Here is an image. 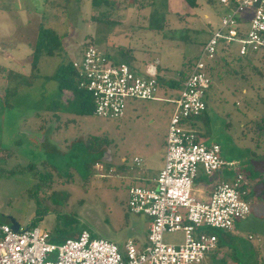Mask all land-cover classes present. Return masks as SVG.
Here are the masks:
<instances>
[{
  "label": "rangeland",
  "instance_id": "rangeland-1",
  "mask_svg": "<svg viewBox=\"0 0 264 264\" xmlns=\"http://www.w3.org/2000/svg\"><path fill=\"white\" fill-rule=\"evenodd\" d=\"M125 2L112 0L93 10L92 0H0V222L10 224L14 219L23 227H39L56 243L87 229L119 246L128 239L138 247L146 244L149 218L130 211L129 188L153 187L155 182L147 185L143 178L161 166L175 107L164 99L176 98L178 92L161 86L162 100L129 99L123 117H100L80 114L79 108L67 104L70 92H61L51 76L90 44L114 61H123L120 51L130 49L131 65L156 62L164 80L179 78L180 72L189 73V60H195L228 10L207 0H198L197 7L180 8L179 13L166 10L164 0ZM143 4L145 10H135ZM125 6L132 10H123ZM39 25L64 38L54 55H40L33 72L31 57ZM227 47L225 68L212 73L205 93L212 113L209 135H200V141L219 143L221 157L249 174L264 160V139L257 144L254 127L255 119L264 116V50L239 55L238 43ZM226 70L236 73L229 75ZM249 121L253 125L243 137V124ZM191 129L207 131L201 119ZM97 145L102 153H111V160L93 151ZM135 157L140 159L138 165ZM222 170V175L207 179L201 171L194 179V194L205 183L215 185L233 171ZM252 198L250 214L236 224L237 242L245 248L264 244V197ZM199 231L228 235L216 228ZM247 234L254 238L248 240ZM163 240L180 244L184 234L165 232ZM217 253H208L200 264H220ZM262 257L258 258L264 263ZM256 258L242 254L239 262L256 264Z\"/></svg>",
  "mask_w": 264,
  "mask_h": 264
},
{
  "label": "built area",
  "instance_id": "built-area-1",
  "mask_svg": "<svg viewBox=\"0 0 264 264\" xmlns=\"http://www.w3.org/2000/svg\"><path fill=\"white\" fill-rule=\"evenodd\" d=\"M218 1L228 13L202 45L177 97L165 99L175 107L166 132L164 165L155 185L129 188L130 211L150 218L146 244L138 248L128 239L120 248L110 240L92 236L87 229L56 243L39 227L19 225L14 230L9 223L0 222V264H200L218 246L217 235L200 232V228L228 232L237 220L246 219L251 212V180L235 161L221 157L219 143L200 141L187 122L206 109L205 93L212 82L208 66L221 42H237L240 55L264 50V0H259L258 6H254L258 0ZM246 12L250 13L248 29L239 37V21ZM72 64L81 78L80 86L93 98L92 113L96 116L121 118L129 99H159L161 75L156 62L136 70L125 62H113L89 44ZM134 162L138 165L140 159L135 157ZM222 167L233 171L212 187L208 198H197L194 179L201 171L204 176H213ZM175 231L183 232V243L164 242L163 234Z\"/></svg>",
  "mask_w": 264,
  "mask_h": 264
},
{
  "label": "trees",
  "instance_id": "trees-1",
  "mask_svg": "<svg viewBox=\"0 0 264 264\" xmlns=\"http://www.w3.org/2000/svg\"><path fill=\"white\" fill-rule=\"evenodd\" d=\"M66 1H69V0H66ZM183 1L189 7L198 6V0H183ZM207 1L215 2L217 0H207ZM101 3H105L107 5L111 3V0H100V2H97V0H92L91 4L93 7H98ZM237 36L243 37L240 34L239 30L237 32ZM63 38H64V34H59L57 31H55L52 28H45L42 25H39L38 31H37V38L33 45V51H32V57H31V66H32L31 69L33 70V72L37 71V64H38V59L40 55L43 53L46 55H54L55 52L58 51L62 47ZM129 51L130 49H122L120 51V55H122L123 57L122 62H125L127 64H130L131 60L133 59V55H130ZM192 62L193 61L189 60L188 62L189 68L191 67ZM255 71L260 75L262 74L261 70L258 68H255ZM186 76H187V72L186 73L180 72L179 78L176 80L174 79L164 80L165 78L159 77L158 84L159 86L167 87L170 89H174L175 91H178L181 89V83L186 78ZM51 77L57 81L58 89L61 92L62 91L70 92V96L66 100L67 104H72L73 106H75V109L79 108L80 114L93 111V98L88 91H86L84 88L80 86L79 82L81 78L77 70L74 68L72 64V60L68 61L67 63L61 64ZM210 117H211V114L209 112V109L206 108L201 114L189 118L187 122L190 123L189 126L191 127V125L196 120H199V119L203 120L205 127L207 128V131L201 134L196 130L195 132L199 136L209 135V127H210V122H211ZM252 125H253V122H250V121L243 124V128H244V130L242 131L243 137H245V134H246L245 131H248V127H252ZM254 127L257 130L256 141H257V144H259V141H263L264 139V116H262L259 120L255 119ZM100 148H101V145H97L96 147H93V151L97 152L101 157L103 153L100 150ZM262 159H264V155L262 156ZM258 166H259L258 169H254L255 171H251L249 174L248 172H243L242 168L240 170L248 178L255 181L254 184L250 187V190L248 192V197L252 198V196H255L256 200L261 197H264V160L263 162H261V164H258ZM204 178L207 179L210 177L204 176ZM217 237H218V246L220 247L222 241L218 234H217ZM235 251L236 249H234L231 252H228L227 257L220 258L218 260L220 264H225L227 262L228 256L233 257L234 260L236 259L238 260L237 258L238 256L236 257L233 255Z\"/></svg>",
  "mask_w": 264,
  "mask_h": 264
},
{
  "label": "crops",
  "instance_id": "crops-1",
  "mask_svg": "<svg viewBox=\"0 0 264 264\" xmlns=\"http://www.w3.org/2000/svg\"><path fill=\"white\" fill-rule=\"evenodd\" d=\"M112 1V0H111ZM119 1H125V0H119ZM127 1L128 0H126V2H125V4L127 3ZM218 1V0H217ZM146 3V2H145ZM121 4V3H120ZM150 4H153V2L151 1V2H149L148 3V5H150ZM147 4H143V6L141 7V8H136L135 7V10H142L145 6H146ZM164 5H166V10H174V11H176V13H179L178 12V10H180V8H186L187 7V4L183 1V0H164ZM93 7V6H92ZM96 8L97 7H93V10H96ZM123 10H132V8H128L127 6H125V7H123L122 8ZM143 10H145V9H143ZM228 10V9H227ZM205 17H207V14H205ZM249 17H250V13H248V12H246L241 18H240V21H239V25H238V30L240 31V34L242 35V36H244L245 35V32H246V30L248 29V22H249ZM216 29H214V30H211L212 32H211V34L215 31ZM211 34L209 35V37L211 36ZM208 37V38H209ZM207 40V39H206ZM205 43V42H204ZM204 43H202L201 45H203ZM237 43V42H236ZM229 44V43H228ZM98 50H100L101 52H103L104 54H106L113 62H122V61H114L103 49H101V48H99V47H97L96 45H94ZM226 50H228V47H227V43H225V42H221L220 44H219V46H218V52H217V55H216V57H215V59L212 61V62H210V64H209V66H208V72H209V74H210V76H211V78H212V73L214 74V73H216V71H218V70H221V68H222V66L225 68V66H224V60H226V57L225 56H227L228 54V51H226ZM238 53H239V49H238ZM240 55V54H239ZM193 63V62H192ZM132 68H135L136 70H142L143 69V66L145 65V64H143V66H141V67H137V66H133V65H131V64H129ZM191 66H192V64H191ZM159 70V69H158ZM226 72H227V74H229V75H233V73H236V71H233V70H226ZM159 73H160V77H163L164 78V76L162 75V73L159 71ZM15 74H20V73H17V72H15ZM173 79V78H171V77H168V79ZM178 78V77H177ZM176 78V79H177ZM176 79H174V80H176ZM213 79V78H212ZM159 88H161V86H159L158 85V90H157V96H158V92H159ZM167 89H170V88H167ZM244 92H245V89L243 90ZM63 92V91H62ZM176 92H178L179 93V90L178 91H176ZM158 98L159 99H157V100H162L163 98H161L160 96H158ZM165 100V99H164ZM206 108H207V104H206ZM209 112H210V114L212 113L211 111H210V109H209ZM189 125H190V123H189ZM43 131H44V129H40V133H43ZM44 139V138H43ZM43 139L41 140V141H43ZM201 140V139H200ZM165 157V156H164ZM102 158H103V160H111V153H109V152H104L103 153V156H102ZM124 160V159H123ZM96 165H98V163L96 164ZM163 165H164V158L162 159V163H161V166L159 167L158 165H157V167L155 168V170L153 171V173H151V175H149L148 177H146V178H143V180H145L148 184L147 185H149L150 184V182H155V178L157 177V175H158V173H159V171L162 169V167H163ZM98 168H99V170H102V168H101V166L100 165H98ZM219 175H222L223 174V170H221V171H218L217 172ZM252 181H254V180H251V182ZM255 182V181H254ZM253 184V183H252ZM154 185H155V183H154ZM154 185H153V187H154ZM214 185H212L210 182H207V183H205V185H204V188L201 190V189H199V190H196V197L197 198H200V199H206V198H208V196H209V194H210V192H211V190H212V187H213ZM142 187V186H141ZM250 201L252 202V201H254L253 200V198H250ZM146 216V215H145ZM146 217H148V216H146ZM149 218V217H148ZM238 221H240V220H237L236 221V223H235V227H234V229L232 230V231H228V232H226V233H228V235L226 234V235H223L222 237H220L221 238V245H220V247L218 246L217 247V249H216V251H218V253H217V257H218V260L220 259V258H224V257H227V253L228 252H231V251H233L234 249H236V251L233 253V255L234 256H238L237 258H238V260L236 259V260H234V258L233 257H231V258H229V256H228V262H226L225 264H240V256H242V254H244V255H248V256H253V255H257V258H256V264H264L263 262H261L260 261V259L258 258L259 256H260V258L262 257V255H264V244H262L261 245V247L259 246V248H257L256 246H251V245H249V247H247V248H245V246H243L242 244H241V242H237V238H236V236H240V235H237V234H240V232H239V230L237 229V223H238ZM145 230H147V232L149 231V226H150V218H149V220H147V221H145ZM148 234V233H147ZM217 235V234H216ZM247 239L248 240H252V238H254L253 236H252V234H247ZM134 242H135V240H134ZM245 244V243H244ZM144 245H145V243H144ZM143 245V246H144ZM245 245H247V244H245ZM142 246V247H143ZM138 247V246H137ZM138 248H141V247H138ZM250 251V252H245V251ZM263 258V257H262ZM242 260V259H241ZM242 263V262H241Z\"/></svg>",
  "mask_w": 264,
  "mask_h": 264
},
{
  "label": "water",
  "instance_id": "water-1",
  "mask_svg": "<svg viewBox=\"0 0 264 264\" xmlns=\"http://www.w3.org/2000/svg\"><path fill=\"white\" fill-rule=\"evenodd\" d=\"M258 3H259V0L254 4V6H258ZM10 225H11V227L14 229V230H17L18 229V226H19V224H18V222H16L14 219H11V221H10ZM99 237H102V236H99ZM103 238H105V237H103ZM105 239H107V238H105ZM107 240H109V239H107ZM110 241H112V240H110ZM112 242H114V241H112ZM114 243H116V242H114ZM117 244V243H116ZM118 245V244H117ZM119 246V245H118ZM120 248H122V246H119Z\"/></svg>",
  "mask_w": 264,
  "mask_h": 264
},
{
  "label": "flooded vegetation",
  "instance_id": "flooded-vegetation-1",
  "mask_svg": "<svg viewBox=\"0 0 264 264\" xmlns=\"http://www.w3.org/2000/svg\"><path fill=\"white\" fill-rule=\"evenodd\" d=\"M43 128H44V126H43ZM43 128H42V129H43ZM42 142H43V144H44V142H45V136H44L43 141H41L40 143L42 144ZM104 152H105V151H104ZM102 155H103V154H102ZM96 164H97V163H96ZM51 184H52V183H50V186H51Z\"/></svg>",
  "mask_w": 264,
  "mask_h": 264
}]
</instances>
